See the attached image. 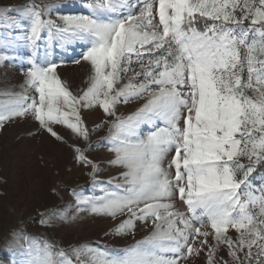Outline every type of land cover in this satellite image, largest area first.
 <instances>
[{"label": "snow or ice", "instance_id": "6c2138e0", "mask_svg": "<svg viewBox=\"0 0 264 264\" xmlns=\"http://www.w3.org/2000/svg\"><path fill=\"white\" fill-rule=\"evenodd\" d=\"M24 7L30 25L22 36H13L23 27L14 9H0V48L22 40L35 56L46 30L49 40L83 43L91 75L75 96L57 64L30 59L27 87L3 93L0 122L30 113L56 139L53 126L65 125L87 142L81 109L114 117L103 139L123 183L110 178L111 189L77 203L113 218L127 212L110 234L133 235L137 221H151L153 231L122 249L82 242L66 251L25 236L19 264H195L202 253L206 264H229L216 258L222 246L232 264H264V174L253 175L264 168V0H88L87 14L57 13L60 24L43 18L57 5ZM133 62L140 71L116 87ZM141 97L133 113L116 114L118 103ZM144 125L154 130L142 134ZM89 147L75 148V159L92 166L93 185L103 184L84 155ZM177 195L187 214L174 210Z\"/></svg>", "mask_w": 264, "mask_h": 264}, {"label": "rangeland", "instance_id": "374dc122", "mask_svg": "<svg viewBox=\"0 0 264 264\" xmlns=\"http://www.w3.org/2000/svg\"><path fill=\"white\" fill-rule=\"evenodd\" d=\"M86 2L88 0H0V9H14L10 15L18 19L23 27L15 30L13 36H22L30 25L29 18L25 15V5L35 4L41 8L46 4L57 5L43 18L53 19L60 24L62 22L57 18V13L87 14L84 7ZM135 11L138 13L139 8ZM85 50V45L81 42L62 44L55 38L49 40L46 30L35 49V56L34 50L27 47L24 41L13 39L6 49L0 48V55L8 57L0 63V101L8 98L3 95L4 92L22 91L21 86L25 85L26 79L24 73L30 66V59H47L57 64V74L68 90L75 96L82 94L88 87L91 75L90 63L82 60ZM138 71L140 65L133 62L130 70L121 74L122 79L116 87L127 83ZM135 82L139 83L140 80ZM29 94L38 98L33 90L29 89ZM145 99L146 97H141L127 103L121 101L116 105V114L125 117L133 113ZM81 117L89 130L87 142L65 125L53 126L54 131L62 137L60 140L56 139L41 128L30 113L25 117H13L0 122V264H19L20 253L26 250L29 243L25 236L46 240L66 251L70 245L82 242L122 249L142 240L153 231L151 221L147 224L137 221L133 235L110 234V230L127 218V212L113 218L84 211L88 206L77 203L78 199L101 196V187L111 189V185L107 184L110 178L117 177L112 180V184L123 183L118 174L124 170L121 166L109 163L115 153L109 151L111 145L103 139L109 134L106 121H111L114 117L107 116L99 107L81 109ZM98 125L100 126L97 127ZM142 129V134L154 130L147 125L142 126ZM88 144L91 147L84 155L98 166L95 180L104 182L103 184L93 185V178L89 176L92 166L75 159V148L83 149ZM172 154L174 152L167 159H171ZM167 159L164 161L165 168ZM243 162L248 163L247 160ZM171 173L174 175V168ZM262 174L264 170L253 173L254 176ZM253 183L259 184L260 181L257 179ZM173 203L174 210L187 214L186 205L178 195ZM42 218L48 223L42 224ZM228 234L233 239L237 235L233 229H229ZM208 239L209 243H213L211 237ZM221 257L232 264L225 246L217 252V260ZM195 264H206L204 253L195 260Z\"/></svg>", "mask_w": 264, "mask_h": 264}, {"label": "trees", "instance_id": "16d2710c", "mask_svg": "<svg viewBox=\"0 0 264 264\" xmlns=\"http://www.w3.org/2000/svg\"><path fill=\"white\" fill-rule=\"evenodd\" d=\"M246 23H247V22H246ZM257 170H264V168H260V167L258 166Z\"/></svg>", "mask_w": 264, "mask_h": 264}]
</instances>
